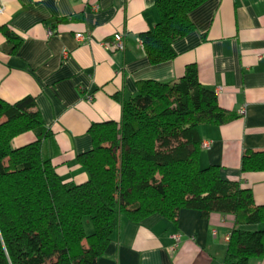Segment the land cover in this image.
<instances>
[{"label":"crops","instance_id":"crops-1","mask_svg":"<svg viewBox=\"0 0 264 264\" xmlns=\"http://www.w3.org/2000/svg\"><path fill=\"white\" fill-rule=\"evenodd\" d=\"M156 1L0 0V26L21 39L11 54L0 33V99H34L50 131L43 154L63 182L79 185L88 179L77 156L91 148L89 127L119 122L121 101L136 93L138 82H175L194 65L201 86L232 116L223 125L200 127L201 142L210 148L200 151L199 167H218L224 179L251 191L255 205H264V172L240 170L246 151H264V0H207L189 15L193 30L173 43L174 59L151 65L136 38L158 23ZM114 33L124 36L122 53L99 45ZM77 34L89 40L78 42ZM33 140L26 133L13 145ZM232 229L230 217L189 209L175 220L121 218L98 264H222ZM249 264H264V258Z\"/></svg>","mask_w":264,"mask_h":264},{"label":"trees","instance_id":"trees-1","mask_svg":"<svg viewBox=\"0 0 264 264\" xmlns=\"http://www.w3.org/2000/svg\"><path fill=\"white\" fill-rule=\"evenodd\" d=\"M206 1H156L158 23L139 36L151 65L174 59L173 43L193 30L189 15ZM0 33L15 53L21 39L4 26ZM231 118L201 86L194 65L175 82L140 81L121 101L119 122L89 127L91 148L77 156L88 179L75 185L63 182L42 152L50 131L34 99H0V264H98L121 218L175 220L183 209L232 219L222 264L264 258V205H255L251 191L224 179L218 167L198 164L200 127ZM26 133L34 140L15 147ZM240 170L264 172V151H246Z\"/></svg>","mask_w":264,"mask_h":264},{"label":"built area","instance_id":"built-area-1","mask_svg":"<svg viewBox=\"0 0 264 264\" xmlns=\"http://www.w3.org/2000/svg\"><path fill=\"white\" fill-rule=\"evenodd\" d=\"M53 34H54V30H52V29L49 28L47 30V36H51ZM75 39L78 42L88 41L89 40L84 35H80V34L75 35ZM136 42L138 43V45H139L140 48H143L142 41H141V39L139 37L136 38ZM99 45L104 50L109 51V52H111L113 54H115V53H122L125 50L124 36L121 33H114L110 37V39L101 42ZM62 54H63V56H66L67 55V52L64 51ZM85 101L91 102L92 101L91 95H86L85 96ZM239 115H244V109H241L239 111ZM209 148H210V142H208V141L201 142V149L202 150H207ZM171 250H173V249H171Z\"/></svg>","mask_w":264,"mask_h":264},{"label":"rangeland","instance_id":"rangeland-1","mask_svg":"<svg viewBox=\"0 0 264 264\" xmlns=\"http://www.w3.org/2000/svg\"><path fill=\"white\" fill-rule=\"evenodd\" d=\"M91 230H92V229H91L90 224H88V225L85 224V231H86V233H90Z\"/></svg>","mask_w":264,"mask_h":264}]
</instances>
